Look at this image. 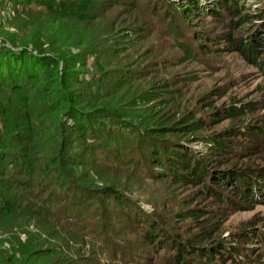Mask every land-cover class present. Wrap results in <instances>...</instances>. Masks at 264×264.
<instances>
[{
  "label": "trees",
  "instance_id": "16d2710c",
  "mask_svg": "<svg viewBox=\"0 0 264 264\" xmlns=\"http://www.w3.org/2000/svg\"><path fill=\"white\" fill-rule=\"evenodd\" d=\"M111 1L116 0H43L49 23H32L30 37L0 49V80L10 92L20 93L22 104L0 111L5 130L0 137V264H79L73 257L83 250L75 248L74 238L84 244L87 239L96 240L91 244L102 254L107 252L116 261L138 264L131 256L135 246L124 236L123 227L114 225L116 220L133 225L137 239L151 249L174 252L161 264H206L200 263V258H206L207 264H249L235 246L215 237L209 224L212 214L205 209L178 215V222L191 219L203 230L202 242L196 235L187 240L175 232L171 222L155 210H147L138 196L116 182L94 191L96 181L90 176L91 169L115 177L125 176L123 171L130 175L138 167L146 177L164 179L169 188L196 187L198 198L206 201L232 204L235 200L224 198L225 192L216 184L235 189V197L241 202H257L264 193V166L232 163L236 159L232 150L264 139V127L247 124L222 134L200 136L209 125L194 113L162 116L163 108L173 103L167 101L173 93L165 88L135 94L129 113L111 110L98 92L86 97L71 90L74 85L80 86L77 70L84 67L86 54H95L93 46L107 33L102 28L100 32L94 30L101 22L96 23L103 14L101 3ZM121 1L127 4L129 0ZM180 1L183 5L178 0H146L144 12L149 18L153 15L151 5L153 9L160 6L154 13L166 5V30L177 47L186 50L189 59L197 58V54L189 43H183L188 42L186 29L178 24L191 26L195 16L216 18L226 28L238 23L251 27L252 19H258L263 25L257 28L258 36L252 42L261 46L264 0H255L261 9L252 16L247 12L242 16V0H206L211 9L199 0ZM138 34L137 29L129 30L126 40L132 41ZM200 40L203 38L196 35V43L202 46ZM72 49L79 52L72 55ZM260 59L264 74V58ZM126 82L128 79L121 76L117 85ZM249 105L234 104L214 112L213 124L222 117L241 121ZM138 106L147 108V118L134 114ZM105 120L115 127L106 129ZM236 138L240 141L235 143ZM200 142L206 146L205 153L193 148ZM152 168L155 171L151 172ZM107 200L116 205L111 206ZM93 207L95 211L90 213ZM31 224L36 225L37 233L26 229ZM70 241L73 245L67 243ZM200 243L214 249L201 253ZM119 248H126V252Z\"/></svg>",
  "mask_w": 264,
  "mask_h": 264
},
{
  "label": "rangeland",
  "instance_id": "374dc122",
  "mask_svg": "<svg viewBox=\"0 0 264 264\" xmlns=\"http://www.w3.org/2000/svg\"><path fill=\"white\" fill-rule=\"evenodd\" d=\"M145 1L129 0L124 4L123 1L116 0L101 3V8L104 10L100 12L103 14L96 23L100 20L101 22L97 27L95 26L94 31L100 32L102 28L107 30V33L99 44L93 46L96 53L86 54L84 67L77 70L80 86L78 88L74 85L71 90L86 97L98 92L103 98L102 102L107 103L111 110L118 109L120 113L124 111L129 113L130 102L135 94L157 92L165 88V91L173 93V96L167 98V101L173 103L163 108L165 112L162 116L169 113L170 116L182 117L194 113L197 119L208 122L209 125V130L200 133V136L222 134L231 127H245L247 124H254L257 129L264 127V74L259 67L263 59L258 60L259 57L264 58V31L260 33L261 46L252 42L256 39L254 37L258 36L257 28H261L263 22L254 18L251 27H244L243 23H238L235 27L228 28L216 18L209 16H195L191 26L179 22L178 25L186 29L184 37L188 42L183 41V43H189L197 54V58L189 59L186 50L178 48L173 37L166 30L164 22L166 5L163 4L164 9L155 12L156 14L154 10L160 6L153 9L151 5L149 10L153 15L148 18L144 12ZM159 1L154 0V2ZM199 1L207 9L212 8L206 0ZM178 2L183 5L182 1L178 0ZM239 3L242 6L240 10L242 16L246 12L252 16L257 9H261V6L255 4V0H242ZM45 13L43 0L29 2L0 0V49L10 46L14 41L17 45L22 37H30L32 23L34 26L43 22L49 23V19L44 16ZM30 22L31 25H28ZM132 29H137L139 34L134 36L132 41L126 40L125 33ZM196 35L203 38L200 40L202 46L196 43ZM244 46L247 47L243 48ZM33 48L30 47L31 50H34ZM72 52V55H76L79 50L72 49ZM121 76L128 79V82L117 85ZM20 97V93L10 92L3 84V80H0V111L20 108L22 105L19 101ZM234 104L251 105L241 121L225 120L222 117L219 118L222 121L213 124L214 118L216 119L214 112ZM146 109L138 106L134 114L147 118L149 113ZM104 124L108 130L115 127L111 121L105 120ZM4 131L0 116V137ZM259 140L251 145L245 144L242 149H233L232 154L236 155V159H233L232 163L253 168L263 167L264 139ZM238 141L240 140L236 138L235 143ZM193 148L201 153L206 152V146L202 142L193 145ZM7 161L11 163V160ZM140 169L134 167L129 172L130 175L123 171L122 175L125 176L115 177L92 169L89 173L96 181L93 186L94 191H101L114 182L119 184L120 188L129 189L141 199L147 210L150 212L155 210L165 220L171 222L175 232L183 239L188 240L196 235L202 242L203 230L197 228L198 223L191 219L178 222V215H184L195 209H205L212 214V222L210 221L209 224L213 227L212 232L215 237L235 246L240 256L249 264H264V193L257 202L249 199L241 202L235 197L237 194L235 189H227L223 184L221 186L216 184L215 186L225 192L224 198L235 199L234 204H222L217 200L206 201L198 198L196 187L169 188L164 179L146 177ZM152 171L155 170L152 168ZM99 197L105 198L103 195ZM107 203L111 206L116 205L112 200H107ZM94 211L95 207L89 212ZM123 222L125 221L116 220L113 223L115 226L123 227L124 236L135 246V252L131 256L136 259V263L161 264L173 257L174 252L170 249L154 250L151 246L145 245L142 240L137 239L136 228L129 224L125 226ZM26 229L29 232H38L35 224L26 226ZM20 238L25 239V235H21ZM74 239L75 248L83 250L80 256L73 257L79 264H128L125 263V259L114 260L110 253L102 254L100 249H96L91 244H96V240L91 242L87 239L88 242L85 241L87 244H84V241ZM67 243L73 245V241ZM199 246L201 253L214 249L207 244L200 243ZM5 247L10 248L8 244ZM45 249L48 247H44ZM120 251L126 252V248ZM199 262L207 264L206 258H200Z\"/></svg>",
  "mask_w": 264,
  "mask_h": 264
}]
</instances>
